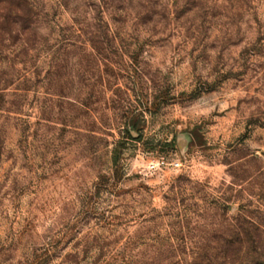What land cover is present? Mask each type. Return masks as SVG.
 Segmentation results:
<instances>
[{"label": "rangeland", "instance_id": "1", "mask_svg": "<svg viewBox=\"0 0 264 264\" xmlns=\"http://www.w3.org/2000/svg\"><path fill=\"white\" fill-rule=\"evenodd\" d=\"M257 254L264 0H0V264Z\"/></svg>", "mask_w": 264, "mask_h": 264}, {"label": "trees", "instance_id": "2", "mask_svg": "<svg viewBox=\"0 0 264 264\" xmlns=\"http://www.w3.org/2000/svg\"><path fill=\"white\" fill-rule=\"evenodd\" d=\"M128 126H131L132 129H135V125L134 124L129 123ZM125 131H126V134H128L130 137H132L131 134H130L131 132L128 130V127L125 129ZM234 235L236 236L235 237V241L237 239L238 240L240 239L237 234H234ZM239 242H241V244H243V242L241 240H239ZM232 244H235V243L233 242ZM260 255L261 254H259V255L257 254V256H253V258H251V260H246V261L242 262L241 264H264V263H262V262H264V260H263L264 259V255H261V256ZM247 256H249V251H247ZM228 257L226 256L224 258V260L225 261L229 260V259H227ZM206 261L210 264V263L215 262V259H213V261L207 259Z\"/></svg>", "mask_w": 264, "mask_h": 264}, {"label": "built area", "instance_id": "3", "mask_svg": "<svg viewBox=\"0 0 264 264\" xmlns=\"http://www.w3.org/2000/svg\"><path fill=\"white\" fill-rule=\"evenodd\" d=\"M176 166L178 165V164H175Z\"/></svg>", "mask_w": 264, "mask_h": 264}]
</instances>
